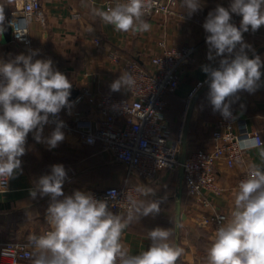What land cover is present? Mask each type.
I'll list each match as a JSON object with an SVG mask.
<instances>
[{
  "label": "clouds",
  "instance_id": "clouds-1",
  "mask_svg": "<svg viewBox=\"0 0 264 264\" xmlns=\"http://www.w3.org/2000/svg\"><path fill=\"white\" fill-rule=\"evenodd\" d=\"M0 3V34L5 31L6 5ZM156 0H115L106 9L91 6L94 16L115 31L144 33L151 31L145 19L155 7ZM190 18L202 10L201 0H182ZM233 15L241 17L239 26ZM17 38L24 33L15 21L8 22ZM264 26V0H229L227 7L217 4L208 12L202 28L206 33L207 60L218 66H202L208 76L207 98L214 111L232 118V98L240 91L254 93L261 86L264 61L259 55L249 58L251 45L244 41V33H253ZM39 50L16 55L7 61L0 59V192H7V182L22 172L20 157L26 153V139L34 132L35 140L56 148L65 139L64 122L50 120L70 106L72 82L53 67L49 59H34ZM136 85L134 76L125 71L115 79L110 89L131 91ZM55 123L48 137H43L44 126ZM243 150H257L264 161V142L259 137L241 141ZM67 173L62 164L51 166V173L41 176L30 196L35 199L50 196L46 219L50 230L29 237L33 248L32 264H177L184 249L173 239L174 229L156 226L148 230L151 241L147 250L132 254L122 237L134 222L155 217L161 212L163 197L145 184L137 186L133 196L128 194L127 211L114 212L117 193L97 199L76 190L65 196L63 184ZM61 197H63L61 199ZM153 197V199H147ZM230 218L214 232L207 249V264H264V164L252 163L245 178L233 193ZM176 227H180L177 225Z\"/></svg>",
  "mask_w": 264,
  "mask_h": 264
},
{
  "label": "crops",
  "instance_id": "crops-1",
  "mask_svg": "<svg viewBox=\"0 0 264 264\" xmlns=\"http://www.w3.org/2000/svg\"><path fill=\"white\" fill-rule=\"evenodd\" d=\"M17 1L12 0L11 4L6 5L5 25L15 11ZM41 2L45 20L44 23L37 19L30 22V46L17 45L12 41L4 43L3 34H0V59L7 61L21 53L27 55L30 50H39L34 59L50 58L53 67L64 73L80 89L82 101L72 102V110L95 117L100 116L99 99L103 93L125 94V89L111 91L110 85L124 72V65L128 60L138 59L145 67H151V57L161 52L164 43L169 46L196 45L197 51L192 62L186 66L178 89L166 97V118L172 137L177 136L178 133L173 130L181 123L192 91L201 82L205 83L201 89L207 84L208 76L202 71V66H218V59L207 60L206 33L202 24L209 11L217 4L227 7L229 0H204L202 10L190 18L180 2L178 9L184 17L146 16L145 19L152 26L151 31L136 34L117 32L92 14L91 6L106 9L114 5L115 0ZM0 3H5V0H0ZM75 13H79L80 17L75 18ZM263 32L260 27L256 32L244 35V41L251 45V49L246 50L249 58L259 55L264 61ZM111 54H118L119 59H113ZM261 71L264 73V68ZM208 91L209 88L200 94L192 110L188 112V153L200 148L209 150L211 147V135L220 112L213 110L207 98ZM230 106L239 115L246 117L250 130H257L264 137V75L261 77V86L254 93L240 91L232 98ZM51 132L52 129L44 128L42 136L48 137ZM63 132L65 139L53 149H49L45 142L38 143L34 132L28 134L26 153L20 157L22 172L9 180L7 192H0V242L40 235L50 228L46 219L50 196L40 197L38 194L33 199L29 190L35 187L41 176L51 173L52 165L62 164L67 173L63 184L65 196L72 195L76 190L89 194L94 189L128 182L136 187L145 184L154 190L157 198H164L161 212L157 216L134 221L125 230L122 240L133 254L147 250L151 243L147 236L149 229L156 226L172 227V239L184 249L177 264H207V249L219 225L203 221L216 212L224 213L227 219L230 218L238 178L250 164H264L257 150H249L246 161L234 167L219 161L217 177L225 192L219 196L207 194L210 204L204 205L189 197L184 187L178 221L179 170L165 169L157 177L144 180L136 173L129 174L126 165L115 161L103 149L102 143L85 145L79 142L75 134ZM177 225L180 227H176ZM25 264L32 262L30 260Z\"/></svg>",
  "mask_w": 264,
  "mask_h": 264
},
{
  "label": "built area",
  "instance_id": "built-area-1",
  "mask_svg": "<svg viewBox=\"0 0 264 264\" xmlns=\"http://www.w3.org/2000/svg\"><path fill=\"white\" fill-rule=\"evenodd\" d=\"M178 5V0H156L155 7L147 16L182 18L184 14L178 9ZM74 17L79 18L80 14L75 13ZM34 19L44 23L41 0H18L9 22L15 21L24 34L17 38L13 29L12 42L30 46L29 24ZM240 19L241 17L233 15L232 22L239 26ZM261 28L264 30V26ZM250 32L251 30L244 35ZM196 51L197 46L193 44L169 46L164 43L161 52L151 57V67H145L138 59H130L124 65V72L128 71L134 76L135 87L131 91L126 90L122 95L103 93L99 99V117L74 111L70 105L62 109L58 116L50 115V120L63 121L62 131L75 134L82 144L102 143L103 149L108 151L115 161L126 165L129 174L136 173L144 180L157 177L165 169L178 171L181 167L180 156L188 112L195 95L205 83L201 82L192 91L179 133L174 138L166 118V97L178 89L185 68L192 62ZM111 57L119 59L118 54H111ZM82 98L79 94L73 103L81 102ZM230 111L232 118L229 119L219 114L211 135L210 149L190 151L184 163L186 193L204 205L210 204L207 194L219 196L225 192L217 177L218 162L224 161L229 167H234L247 159L249 150L240 147L242 140L259 137L264 142V137L259 131L249 129L246 117L239 115L232 106ZM44 128L53 130L55 123L47 124ZM247 169L248 167L238 178L236 187L239 181L245 178ZM8 186L9 181L7 189ZM135 188L136 186L125 182L94 189L89 194L97 199H104L109 198L108 193L115 190L117 202L113 211L123 214L127 211L125 198L128 194L136 196ZM226 219L224 213L216 212L203 222H215L220 225ZM48 230L50 228L40 235ZM29 237L0 242V264H25L30 261L33 248Z\"/></svg>",
  "mask_w": 264,
  "mask_h": 264
},
{
  "label": "water",
  "instance_id": "water-1",
  "mask_svg": "<svg viewBox=\"0 0 264 264\" xmlns=\"http://www.w3.org/2000/svg\"><path fill=\"white\" fill-rule=\"evenodd\" d=\"M9 19L5 25V31L3 32L2 38L4 43H8L12 41V34H13V28L10 26L8 23ZM208 83L200 89L197 94L194 97L193 103L190 107V111L193 108V105L196 103L198 97L200 94L207 88ZM80 94V89L78 86L72 82V88H71V95L69 97L70 104L79 96ZM189 124H190V118L187 119L185 129H184V134H183V143H182V150H181V156H180V162H181V167L179 168V176H180V187L179 191L177 194L178 197V205H177V210H178V221H180V215H181V199L183 197V191H184V174H185V168H184V163L186 161L187 155H188V129H189Z\"/></svg>",
  "mask_w": 264,
  "mask_h": 264
},
{
  "label": "rangeland",
  "instance_id": "rangeland-1",
  "mask_svg": "<svg viewBox=\"0 0 264 264\" xmlns=\"http://www.w3.org/2000/svg\"><path fill=\"white\" fill-rule=\"evenodd\" d=\"M207 1H215V0H207ZM182 3V0H178V3ZM201 3L203 4L204 3V0H201ZM184 117V116H183ZM182 121H183V118H181V123L179 125L178 128H176L175 130H173L174 133H179V130H180V127H181V124H182Z\"/></svg>",
  "mask_w": 264,
  "mask_h": 264
},
{
  "label": "trees",
  "instance_id": "trees-1",
  "mask_svg": "<svg viewBox=\"0 0 264 264\" xmlns=\"http://www.w3.org/2000/svg\"><path fill=\"white\" fill-rule=\"evenodd\" d=\"M208 88H209V87H207L206 89H208ZM206 89H205V90H206ZM205 90H204V91H205ZM170 129H171V127H170ZM171 132H172V130H171Z\"/></svg>",
  "mask_w": 264,
  "mask_h": 264
}]
</instances>
